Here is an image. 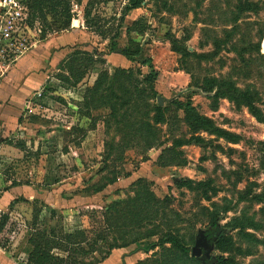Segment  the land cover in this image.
Wrapping results in <instances>:
<instances>
[{
	"label": "rangeland",
	"instance_id": "rangeland-1",
	"mask_svg": "<svg viewBox=\"0 0 264 264\" xmlns=\"http://www.w3.org/2000/svg\"><path fill=\"white\" fill-rule=\"evenodd\" d=\"M22 4L40 44L73 37L23 117L28 145L18 159L0 155L4 178L56 191L55 212L40 199L37 220L26 203L10 213L0 246L12 264H27L37 243L65 257L76 230L75 264L117 243L96 264H264V122L249 108L264 120V0H148L126 17L129 0ZM131 33L144 52L124 68L121 49L107 54L130 48ZM192 136L202 141L175 144ZM202 234L210 248L196 257ZM168 235L188 251H146Z\"/></svg>",
	"mask_w": 264,
	"mask_h": 264
},
{
	"label": "crops",
	"instance_id": "crops-1",
	"mask_svg": "<svg viewBox=\"0 0 264 264\" xmlns=\"http://www.w3.org/2000/svg\"><path fill=\"white\" fill-rule=\"evenodd\" d=\"M147 1L148 0H145L142 7H144ZM142 7L125 13V17L128 16L129 13L139 10ZM125 17L123 22L125 21ZM146 26L148 25L144 24V27ZM132 34L133 33H131V36ZM61 37H59L60 39L58 38L59 40L48 39L45 43L41 44L40 39L37 38L35 45L31 47V49L23 53L15 62L5 68L3 74H0V155L5 161H9L8 159L13 160V158L18 159L20 157L19 151H23L24 149L19 147V144L25 146L28 145L27 133L22 130L26 124L23 121V117H25L27 109L30 108V113L36 110V101H39V98L43 96V94L39 92V88L48 82L50 79V71H52L53 67L61 61V58H64V53L67 52L66 50L58 51L61 45L63 46V44L59 43L71 39V37H73V32H68L65 36L63 35ZM133 37L134 36L129 40V47L136 43V40ZM139 46L142 49V52H144V46L141 44H139ZM120 47L125 48L126 46H121L120 44ZM171 51L173 53L176 52L174 50ZM115 52L120 51L109 52L107 58L112 57ZM119 55L125 63V65L122 66L124 68L128 67L126 64L129 65L135 61L127 58L122 53H119ZM46 65L47 67L49 66L48 69H45ZM50 66L52 68H50ZM75 91L69 90L68 92L69 94H72ZM32 104L33 106H31ZM46 110L49 111L50 109ZM38 124L41 125V127H51L46 130V133H55L56 130H54L53 127H56L58 123L46 120L42 124ZM72 127L73 126L68 125V123L63 125L64 132L66 131L68 133L67 130ZM38 135L41 139V135ZM0 176V236L6 231L10 221V213H13V210L17 211L23 203L29 205L27 210L28 215H31V221L37 220L35 207L36 204L40 202L42 203V200L40 199H47L46 201L44 200L47 204L45 207L46 209L51 210V212L56 209L57 204L53 203V199L50 200L49 198L52 197L49 195L56 192L52 191V188L51 192L46 195L43 193L44 190L40 185L33 184L30 181L25 182L18 178H4L2 174ZM30 207H32V209H30ZM23 215L26 214L24 213ZM55 215L56 213H54L52 219L51 217H49V219L57 220ZM3 220H5L4 223L2 222ZM6 252H8L7 249L0 246V264H12L7 257ZM22 253L26 254V252ZM26 255L28 256V254ZM109 258L110 256L106 258L105 261L109 260ZM1 260H3V262H1Z\"/></svg>",
	"mask_w": 264,
	"mask_h": 264
},
{
	"label": "trees",
	"instance_id": "trees-1",
	"mask_svg": "<svg viewBox=\"0 0 264 264\" xmlns=\"http://www.w3.org/2000/svg\"><path fill=\"white\" fill-rule=\"evenodd\" d=\"M144 2H145V0H129V4L126 7L125 12H129V11H131L133 9H137V8L142 7ZM26 10H27V7H26ZM135 45H136V47L134 48ZM113 49H114V51H118L119 49H121L120 50L121 53L123 55H125L127 58L131 59V60H134L133 57L134 56H138L141 53V51H142V49L140 48V46L138 44H134L130 48L126 49V48H118L117 44L114 43ZM173 50L179 52L178 48H174ZM125 71H127V70H124L123 72H125ZM153 74H154V72H153ZM155 74H157V73L155 72ZM176 104L178 106H180V107H183V103L181 101H176ZM249 108H250V111L252 112V114L254 116H256L258 119H260L261 121L264 122V120H262L263 117L258 115L259 111H258L257 107L253 103L249 104ZM188 110H190V109L188 108ZM193 141L201 142L202 138L197 137V136H192L190 139H187L185 141L176 140L175 144L178 145V146H181V145H184V144H191V143H193ZM192 183H193L192 179L188 178V179H185V180L179 182L178 185L180 187L191 186ZM99 189L101 190V187ZM2 222L4 223L5 220H3ZM77 231H82V230H76L75 233H72V234H69V235L66 236L67 238L70 239L69 240V242H70L69 244L72 246V248L64 250V252L67 253V255L65 257L57 255V254H53L52 251H49V252H47L46 250L42 251V250H40L39 243H37V244L32 246L33 250L30 253H28L27 264H38V263L39 264H44V262L46 260H55V261H58V263H62V264H75L76 263V261H75L76 258H74V252H76V248H73V247H76L77 245L72 239L76 235L80 234V233H76ZM83 231L86 233V230H83ZM136 243L138 245V248L136 249L137 251L140 248H143L142 245L140 244L141 243L140 241H138ZM167 243H171L172 245H174L175 247H177L180 250L184 251L185 253L188 251L187 248L184 247L179 242L178 237L174 236V235L163 236L158 243L154 242L151 245H149V247L146 248V251H148L149 248L154 249L157 245L158 246L160 244L161 245H166ZM117 245H118V243L117 244H111L109 246V248H107V250H106L107 252L105 254H100L101 256H99L98 259H96V262L92 261V262H89V263H82V264H96V263L104 261L106 258H108L111 255L113 249L118 248ZM54 248L63 250V248H60V247H53V249ZM103 249L105 250V248H103ZM217 264H233V261L228 259V258H226V257H219Z\"/></svg>",
	"mask_w": 264,
	"mask_h": 264
},
{
	"label": "built area",
	"instance_id": "built-area-1",
	"mask_svg": "<svg viewBox=\"0 0 264 264\" xmlns=\"http://www.w3.org/2000/svg\"><path fill=\"white\" fill-rule=\"evenodd\" d=\"M22 0L0 1V74L37 41Z\"/></svg>",
	"mask_w": 264,
	"mask_h": 264
},
{
	"label": "water",
	"instance_id": "water-1",
	"mask_svg": "<svg viewBox=\"0 0 264 264\" xmlns=\"http://www.w3.org/2000/svg\"><path fill=\"white\" fill-rule=\"evenodd\" d=\"M160 102L162 99H159ZM203 248L207 249L210 248V245L206 239L205 234H202V239L197 240L196 245L192 249V254L196 257H201Z\"/></svg>",
	"mask_w": 264,
	"mask_h": 264
}]
</instances>
